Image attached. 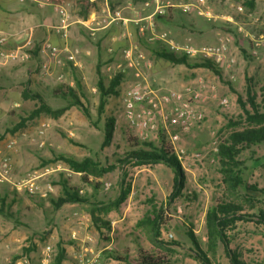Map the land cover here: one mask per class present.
I'll return each instance as SVG.
<instances>
[{
	"label": "rangeland",
	"instance_id": "374dc122",
	"mask_svg": "<svg viewBox=\"0 0 264 264\" xmlns=\"http://www.w3.org/2000/svg\"><path fill=\"white\" fill-rule=\"evenodd\" d=\"M206 8L210 11V15H198L195 12L181 14L180 11H172L174 19L167 23L164 20H157L156 15L152 18L155 26L154 31L156 34L165 31L169 40H173L179 45L189 43L195 47L215 45L222 36L231 37L227 57H234L236 60L232 69L227 68L223 62L214 61V57L211 58L220 69L221 76L207 68L196 67L191 70L185 65L168 63L159 58L154 52L155 49H172L168 42L159 38L148 40V37L152 35L149 29H146L144 33L134 32L135 34L131 37L135 44H140L145 52L150 53L148 58L152 65H144L143 69L146 74L152 77L154 86L179 88L183 84L194 82L197 77H202L207 85L214 84L216 86L217 95L220 98L227 96L230 100L228 107L220 105L218 99L207 101L203 105L205 112L203 123L188 132H180V140L175 145L167 134L162 133L166 137V141L174 146L175 151L177 149V152L182 155V160L178 158L185 174L181 196L176 197L173 202L170 199L174 190L176 169L173 173V169L163 163L138 165L120 162V158L130 149L126 135V129L129 126L124 117L121 92L132 79V72L129 71L130 73L123 79L120 93L109 99L106 115L101 117L97 109L99 94L96 87L98 80L96 61L92 59L87 60L83 70L76 68L69 71L72 68L70 66L71 68H64L57 73L53 71V74H44L43 78H40L42 87L39 90L46 101L55 108H61L68 103V100L57 97L54 90L61 84L70 85V79L73 77H82L83 79L80 81L83 94H80V97L89 108L92 117L88 118L80 108L72 106L57 118L50 114H42L31 121L25 128V131L29 132L31 136L35 135L38 127L44 121L49 122L50 127L46 132L47 145L45 147L39 148L35 143H33L35 145H25L26 150L34 157V165L29 170L45 165L39 160L41 157L46 160L60 154L73 156L77 159L91 157L101 166L107 168L101 177L90 175L91 180L99 184L97 188L82 183V173L81 175L75 173L68 175V170H60L70 178V184L84 190L83 194L89 200L112 199L120 194L122 185H130L138 189L137 197H140L141 194L147 197L151 196L150 208L153 210L151 209L150 212L152 215L155 214L154 206L160 208V206L167 205L164 208L162 224L164 243L159 249L167 254L169 264H201L195 257L193 240L187 234L190 228L201 248L207 251L212 264H230L223 244L219 243L215 250L210 248L206 213L217 200L234 202L243 207L241 214H244V217L235 224L234 228L226 230L231 241L230 247L248 264H264V224L258 220L260 213L264 212V193L248 189L245 191L244 185L233 189L225 181L221 156L218 154L215 162L210 160V143L213 132L217 133L221 144H224L227 143L232 132L242 130L246 125L255 126V123H250L247 119L239 101V97L242 98L243 102L247 104V109L251 110L248 102L250 79H253L256 84V101L264 111V96L261 91L264 84V0H256L253 7L247 0H206L204 9ZM133 24L135 26V22ZM157 24L159 31H157ZM91 41L94 40L91 39ZM176 52L183 53L180 50ZM107 62H110V59L105 61V63ZM107 65L105 64L103 67V74L107 79H110ZM231 72L236 75L234 80L229 76ZM186 73L188 75L184 78L182 74ZM59 74H63L62 80L58 79ZM83 74H85V78ZM71 86L79 91L76 83ZM37 104L38 100L31 98L25 102V105H21L17 109H20L19 113L24 115L35 108ZM110 115H113L116 120L114 137L110 145L103 146L104 123L106 116ZM158 140L157 137H152L146 142L158 144ZM237 159L240 163L238 170H241V175L245 177L246 181L249 184L257 185L258 188H264V143L249 147L243 146ZM109 166L112 168L109 169ZM63 167H65L64 164ZM60 171L48 178L58 180ZM106 183L111 184L109 188L105 187ZM57 185L59 184L54 183L55 190L50 194L51 196H56L58 190H62L61 186ZM133 201L135 206H139L136 217L132 219L134 221L142 217V209L139 200L134 197ZM177 206H180V213L177 212ZM46 210L48 211L47 208ZM22 213L23 211L18 215L22 216ZM25 216L33 219V228L36 227L35 229L40 230L43 227L35 215L26 214ZM53 225L58 226L59 223L55 222ZM147 226V224L138 226L143 229L140 230L143 237L139 236L138 243L150 247L152 243L149 234L144 231ZM21 228L24 229L19 225L16 232L23 231ZM134 229L135 225L132 230ZM170 232H173L174 235L172 239L168 235ZM37 234L38 240L43 242V238H41L43 233L39 231ZM115 259L117 260V258ZM129 259L135 264L133 257H129ZM117 261V264H122L120 259Z\"/></svg>",
	"mask_w": 264,
	"mask_h": 264
},
{
	"label": "crops",
	"instance_id": "0c3cea01",
	"mask_svg": "<svg viewBox=\"0 0 264 264\" xmlns=\"http://www.w3.org/2000/svg\"><path fill=\"white\" fill-rule=\"evenodd\" d=\"M77 1L78 0H75L73 9L75 24L71 26L68 39L63 38L60 33L56 31L55 26L58 23V16L51 7H41L31 2H21L20 0H0V29L6 32H20L27 28L31 30L33 41L39 45V48L43 40L47 38L55 44H63L68 41L70 44L82 48L83 52L81 59L83 61V68L86 66L87 60H95V65H97L98 60L101 59L102 63H104L102 66L103 70L105 64H116L122 61L123 49L127 43L133 42L131 37L135 34L134 32L142 33V29L148 26V20L150 21L155 17L158 14L156 12L157 9L161 7L156 4L154 0H151L152 4L150 6L145 5L146 0H121L116 3L115 7L111 5L110 0H90L92 3H95L94 7L86 17H81L76 12L78 10ZM188 1L189 0H172L173 4L171 2L168 4L166 3L167 7L162 5L163 7H161V10H164V12L161 13V15L167 13L169 10L182 11L180 5ZM105 5H109L113 9H120L127 23L113 24L109 28H105L98 32L95 37H89L87 31L80 24V21L85 20L92 13L96 12L100 14ZM192 13L193 12H190L188 14ZM137 19L141 20L139 25L136 24L135 20ZM133 22H135V26ZM123 30L129 31L130 38L127 41L119 38V34H121ZM91 39L94 41H91ZM22 42L23 41L18 40V38H13L10 40L8 47L15 48ZM136 45L143 50L140 44L136 43ZM39 48H37L39 58L34 59L33 53L32 58L28 62H25V64L13 60L0 62V161L5 155H9L12 158L14 167L12 172L13 181L0 182V264H8V258L15 255L18 251L24 250L28 244L33 246L31 253L35 254L37 245L34 241L38 240L37 232L39 233V231L43 233V237L41 236L43 242L51 241L54 244H58L59 242L64 243L66 257L63 260V264H69L74 260L75 253L79 249V242L71 237V232L77 227V212L89 218L87 227L81 232V236H84L86 233L92 236L93 241L90 242V245L95 250L101 252L102 260L100 264H117L118 259L122 261V264H134L133 261H130L129 257L134 258L135 264H140L137 260L140 248L154 252L159 250V245L154 242L153 230L149 225L144 231L148 232L152 244L150 247H145L138 243L139 236L143 237L140 231L143 229L138 227V222L144 219L147 214L151 213V196L147 197L141 194L140 197H137L138 189L134 186H130L127 197L118 207L111 206L107 214L102 213L105 218L111 221V230L109 232L110 239L104 240L99 230L93 224L90 212L91 203L97 202L98 206H110L118 196L108 200L91 199L86 203H64L60 208L55 209L48 197L43 198L38 195L30 194L27 190L18 189L14 185V183L19 181L26 174V171L28 172L31 166L34 165V157L26 150L25 146L33 144L31 142L32 136L29 132H26L25 129L16 130L14 127L20 121L22 115L21 112L19 113L20 109L17 108L21 107V105H25V102L28 100L23 98L24 89L30 88L36 92L41 91L39 90V88L42 87L40 78H43L42 75H44V73L40 66L41 56ZM143 52L149 57L150 53L144 50ZM108 59H110V62L105 63ZM67 67H70V65ZM64 68L59 66L54 67V72L57 73V71ZM74 69L76 68L73 66L69 71ZM190 69L193 70L192 68ZM83 75L85 78V74ZM186 75L188 74H182L184 78ZM80 79L83 78L80 77ZM74 83L75 78L73 77L70 79V85ZM11 141H14V145L9 147L8 144ZM42 159L43 157L39 158V160ZM65 169L69 171L68 175H71V173L81 175L80 172H73L66 167ZM57 186L60 187V185ZM62 193L63 190H58L56 196L58 197L62 195ZM134 197L141 202L142 217L133 221L132 219L136 217L137 210L139 209L138 205L135 206V202L133 201ZM165 207H167V205L164 206V208ZM22 211V216H19V212ZM143 211L146 212L144 213ZM177 212L180 213L179 210H177ZM26 214L35 215L39 222L42 223L43 227L40 230L35 229L36 227L33 228V219L26 217ZM55 222L59 223V225H53ZM19 225L24 227V229L21 228L23 231L17 233L16 230L19 228ZM133 225H135L134 230H132ZM89 226L90 229L88 230ZM161 231L163 233V228H161ZM160 238L162 239V235ZM113 251L118 254L120 258L113 256ZM115 258H117V260Z\"/></svg>",
	"mask_w": 264,
	"mask_h": 264
},
{
	"label": "built area",
	"instance_id": "2783aa9c",
	"mask_svg": "<svg viewBox=\"0 0 264 264\" xmlns=\"http://www.w3.org/2000/svg\"><path fill=\"white\" fill-rule=\"evenodd\" d=\"M21 2H31L41 7L49 6L58 16V23L55 26L60 35L68 39L70 29L75 24L73 18V9L75 0H20ZM156 4L164 5L172 3V0H154ZM151 0H146L145 5L150 6ZM171 5V4H170ZM206 0H189L182 3L180 8L182 11L190 13L196 12L198 15H210V11L204 7ZM161 7L157 9V13L161 14L164 10ZM140 23V19L135 20ZM127 23L120 9H113L109 5H105L101 13H92L85 20L80 21V24L87 31L89 37H95L98 32L109 28L116 23ZM148 26L142 29V33L149 29L152 33L148 40L152 41L156 38L168 42L169 47L173 51L180 50L190 57L200 56L201 58H212L214 61L223 62L227 68L234 66L236 60L234 57H227V50L231 44V37L222 36L219 42L215 45H203L195 47L191 44L179 45L173 40L168 39L167 32L156 34L152 19L148 20ZM129 31L123 30L119 34L122 40H128ZM18 38L23 41L15 48H9L8 44L11 39ZM258 45V43H256ZM34 41L31 30L23 29L20 32H6L0 29V62L18 61L21 63L28 62L33 55ZM41 56V70L44 74H52L54 67H67L68 65L82 70L83 61L82 48L77 45H72L68 41L63 44H55L49 38L43 40L39 48ZM256 53V51H253ZM151 66L152 62L148 56L133 42L127 43L123 49V59L116 64L107 65L110 72L109 77H112L117 72H132L131 81L125 86L121 92L124 117L129 128L143 141H148L152 137L160 138V134L165 133L170 138V141L175 145L180 140V132H188L193 128L199 127L204 119L205 112L203 105L213 99H218L219 104L223 107H228L230 100L227 96L220 98L217 95V89L214 84L207 85L202 77H197L194 82L183 84L179 88H168L163 86H154L152 77L145 73L143 67ZM230 78H236L235 73H230ZM58 79H63V74L58 75ZM50 127L49 122H42L38 127L35 135L31 137V142L35 143L39 148L47 145L46 132ZM220 138L216 132H213V137L210 143V160L215 162L220 150ZM14 141H11L8 146L12 147ZM179 160H182V155L177 152ZM13 162L9 155H5L0 161V182H10L12 179ZM60 170H66L62 163L55 165H47L42 168L32 169L14 183L15 187L22 190H27L28 193L38 195L43 198L48 197L54 190L55 186L48 178ZM110 183H106L105 187L109 188ZM83 194L84 190L81 189ZM180 210V206H178ZM77 227L71 232V237L79 242V249L75 253L74 260L69 264H100L102 255L100 251L95 250L90 242L93 241L92 236L85 234L81 236V232L87 227L89 218L81 215L78 212ZM173 238V233L168 234ZM35 254L18 251L15 255L8 258V264H55L56 247L51 241L40 242L35 240ZM27 246H30L28 244Z\"/></svg>",
	"mask_w": 264,
	"mask_h": 264
},
{
	"label": "trees",
	"instance_id": "16d2710c",
	"mask_svg": "<svg viewBox=\"0 0 264 264\" xmlns=\"http://www.w3.org/2000/svg\"><path fill=\"white\" fill-rule=\"evenodd\" d=\"M121 0H110L111 5L113 7L116 6V3ZM138 1V0H136ZM256 0H247L249 5L253 7L255 5ZM95 3H92L90 0H78L77 1V14L81 17H86ZM175 10H169L167 13L161 15L157 14V20H164L165 23L169 22L171 19H174L173 12ZM178 11V10H176ZM181 14H188L186 12L180 11ZM192 25V24H191ZM157 31L158 24H157ZM161 31V29H160ZM37 48L39 45L34 43V48L32 52L34 53V59H38ZM154 52L159 58L164 59L168 63L173 64H182L188 68H196L203 67L212 70L221 76V71L217 67L216 63L211 58H190L185 53H177L176 51L168 50L166 48L155 49ZM37 61V60H36ZM102 60L99 59L96 65V71L98 74V80L96 83L97 91L99 94V102H98V114L99 116L106 115V107L109 102V99L113 96H117L120 93V85L123 79L126 78V75L130 72H117L115 75L107 79L102 70ZM250 88L248 89V102L251 106V110L247 109V104L243 102L242 98L239 97V101L243 106V110L247 115V119L250 123H255V126L246 125L242 130H237L232 132L227 140V143L220 144L219 155L221 156V163L223 167V174L225 175V181L232 186L233 189H238V187L243 186V189H246L257 192L264 193V188H258L257 185L249 184L246 181L245 177L241 175V170H238L239 161L237 159L241 149L243 146H252L264 143V111H262V106L257 103L256 96L257 91L255 90L256 84L253 79H250ZM75 83L79 87V91L76 90L73 86L69 84H61L56 90H54V94L57 97H61L63 99H67L68 103L61 107L55 108L51 104H49L44 98L41 92H36L31 90L30 88H25L23 91V98L27 99H37L38 104L35 108L28 111L27 114H22L20 121L15 125V129H25L31 121L41 116L42 114H50L53 117L57 118L63 113H65L72 106H77L80 108L83 113L91 118V112L89 108L83 103L80 94L82 92V84L79 77H75ZM81 88V89H80ZM261 91L264 96V84L261 87ZM115 117L113 115L106 116V120L104 123V142L103 146H108L112 143L114 132H115ZM127 141L130 145L129 151L120 158V162L124 164H138V165H151L157 163H163L173 170L176 169L177 173H175V185L173 193L171 194V201L173 202L176 197L181 196L182 188L184 187V170L178 160L176 151L174 146L166 141V137L164 134H160V138L158 140V144L148 143L146 141L141 140L135 133L128 127L126 129ZM42 163L45 165H55L57 163H62L66 168L73 172L82 173V183L93 185L95 188L99 187L98 183H95L91 180L90 175H96L98 177L103 176V174L107 171L106 167L101 166V164L95 161L91 157H85L83 159H77L73 156L69 155H56L54 158L50 159H42ZM68 166V167H67ZM109 169L112 167L109 166ZM60 177L58 180H53L52 183L59 184L62 187L63 193L60 196H48V198L53 203L55 209L60 208L64 203L70 202H89V198L80 193L82 188H79L76 185L70 184V181L66 174L63 172H59ZM130 185H122L121 192L118 195L117 199L112 202L110 206L103 205L98 206L96 203H91V215L93 219V224L99 230L102 238L109 240V232L111 230V221L105 218L102 213L107 214L111 208V206L118 207L120 203L127 197L129 192ZM3 203V201H2ZM1 204V200H0ZM155 214L153 217L150 214H147L144 219L138 222V225H149L153 230L154 242L159 245V247L164 243V241L160 238L162 235V224L164 221V207L160 206V208H156L154 206ZM241 209L243 207L234 202L226 201V200H217L213 206H211L206 213V228L207 235L209 239L210 248L214 250L216 246L221 243L224 246V250L230 260V264H248L245 262L241 256L230 247V239L226 234V230L229 228H234L235 224L242 220L244 214H241ZM1 211V206H0ZM258 220L264 224V212L260 213ZM187 234L191 237L194 243V252L197 260L200 261L201 264H212L211 259L208 256L207 251L201 248L198 239L195 234L191 231V228L188 230ZM57 255L55 264H63V260L66 257V248L64 247L63 242H59L55 244ZM162 247V246H161ZM165 248V247H163ZM33 249V246H27L24 248V252H30ZM166 249V248H165ZM113 256L120 258L118 254L114 251L112 252ZM138 262L140 264H169V260L167 254L162 250H158L156 252L151 250H146L140 248V253L138 256Z\"/></svg>",
	"mask_w": 264,
	"mask_h": 264
}]
</instances>
